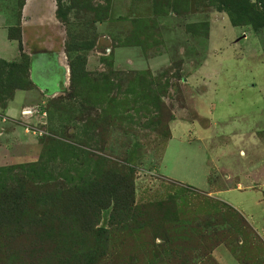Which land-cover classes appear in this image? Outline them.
Here are the masks:
<instances>
[{"label": "rangeland", "instance_id": "obj_1", "mask_svg": "<svg viewBox=\"0 0 264 264\" xmlns=\"http://www.w3.org/2000/svg\"><path fill=\"white\" fill-rule=\"evenodd\" d=\"M20 1L0 0L9 35ZM62 2L67 24L26 25L18 57L0 59L13 95L0 100V167L37 161L47 136L100 175L134 153L136 220L109 222L111 203L78 242L40 251L27 248L34 229L3 227L0 264H219L214 251L223 264H264V29L235 25L217 0ZM18 81L28 88L16 99ZM13 98L32 115L9 120ZM124 193L105 191L116 212ZM156 204L162 217L138 219Z\"/></svg>", "mask_w": 264, "mask_h": 264}, {"label": "trees", "instance_id": "obj_2", "mask_svg": "<svg viewBox=\"0 0 264 264\" xmlns=\"http://www.w3.org/2000/svg\"><path fill=\"white\" fill-rule=\"evenodd\" d=\"M62 1L55 0L56 18L67 24L66 14L62 12ZM24 2L25 0L18 2L19 15ZM217 2L226 10L235 25H250L257 34L263 32L264 0H217ZM257 2L260 3V7ZM15 32L16 34H10L9 38L16 40L21 49L19 26ZM79 49L87 51L91 49V43L87 46H81ZM2 76L3 73L0 72V100L4 102L5 99H10L13 95L9 94L7 89L9 83L4 82ZM10 84L15 89L24 90L26 87L28 88L27 82L18 81L15 86L12 82ZM169 138L170 129L165 140L168 141ZM55 139L54 136L41 139L44 147L37 161L0 167V230L7 227L8 233L10 231L13 236L24 226L34 229L36 234L28 243L27 248L40 251L49 247H62L64 245L63 239H67L71 243L78 242L84 232L83 230L88 229V225L93 228L94 225L91 221L93 222L95 219L97 222L96 218H98L99 213L106 212L111 203H113V207L110 216L114 220L109 219V222H122L124 224L129 219L136 220L137 214H135L133 202V176L136 159L134 153L130 155L126 167L114 169L115 172L110 171L107 175H100L103 172H99V168L95 164L93 166L91 162L88 164L80 163V165H84L76 170L74 163L79 160V157L85 156V153L69 145L64 150V144L59 142V145H56ZM165 143L167 142L164 141L163 147L166 145ZM58 159L65 163L64 172H53L52 167ZM91 166L97 168L92 173L89 169ZM108 189L115 190V192L119 189L125 192L124 197L128 200L118 212L115 210L118 199L109 198V196L107 199L105 191ZM166 208L167 206L164 204L144 206L141 212H138V219L151 215L162 217L166 213ZM121 216L124 218L117 220ZM236 216L245 221L241 214L236 213ZM249 231L250 229L245 227L241 234H248ZM57 236L63 238L53 240ZM244 250L240 248L239 253ZM231 251L233 252L232 249ZM236 256L240 261L242 260L239 255L236 254ZM65 261H68L65 264H70L72 257L69 260L65 259ZM240 261L238 262L241 263L243 260Z\"/></svg>", "mask_w": 264, "mask_h": 264}, {"label": "crops", "instance_id": "obj_3", "mask_svg": "<svg viewBox=\"0 0 264 264\" xmlns=\"http://www.w3.org/2000/svg\"><path fill=\"white\" fill-rule=\"evenodd\" d=\"M56 10H57V6H56L55 0H25L23 8H22L20 15H19V18H18V22H19L18 26L20 27L21 41L25 42V39L29 38V36L24 33V31L27 29V28H25L26 25H32V26L36 27V26H39L40 24H45V23L46 24H53V23H57V22L59 23V20L56 18ZM49 20H51L53 22H50ZM5 21H6V17L3 16V14H0V46L1 47L6 46V48H8V53L11 52V55L3 56V55H1L2 53H0V59L13 60V59H16L18 57V55L20 54V52L18 53V51H17V50H19V45H18V42L16 40L9 39V29H8V26H7ZM42 30H43L42 27H39V29L36 28V31L41 32ZM9 45L13 46L14 49L13 48L10 49L11 47ZM15 48H16V50H15ZM19 92L24 94L26 91L17 90L14 94V98L16 97V99H17V95ZM14 98L9 102L7 108L5 109V112H6L5 115L9 120L16 119L15 118L16 116L21 117L22 110H24L26 108L25 107V101H20V103H19L20 109L18 110L17 106H15L13 104V100L16 101V99H14ZM30 115H32V114H30ZM23 122L25 123V121H23ZM243 173H244V171H243ZM213 187H215V185L208 187V189H206V190L204 189V191H206L208 193H214ZM235 189H236V187H235ZM238 191H240V190H238ZM223 202H225V201H223ZM225 203L230 205V203H227V202H225ZM255 204L257 205V202H255ZM230 206H233V205H230ZM214 254H216L215 256L218 259L219 264H223L221 262L222 261L221 260L222 259L221 258L222 251L220 253H218V251H214Z\"/></svg>", "mask_w": 264, "mask_h": 264}, {"label": "built area", "instance_id": "obj_4", "mask_svg": "<svg viewBox=\"0 0 264 264\" xmlns=\"http://www.w3.org/2000/svg\"><path fill=\"white\" fill-rule=\"evenodd\" d=\"M22 115H28L30 114V110H22Z\"/></svg>", "mask_w": 264, "mask_h": 264}]
</instances>
